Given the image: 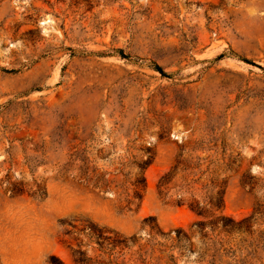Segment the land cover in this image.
Instances as JSON below:
<instances>
[{
    "label": "rangeland",
    "instance_id": "374dc122",
    "mask_svg": "<svg viewBox=\"0 0 264 264\" xmlns=\"http://www.w3.org/2000/svg\"><path fill=\"white\" fill-rule=\"evenodd\" d=\"M0 264H264V0H0Z\"/></svg>",
    "mask_w": 264,
    "mask_h": 264
},
{
    "label": "trees",
    "instance_id": "16d2710c",
    "mask_svg": "<svg viewBox=\"0 0 264 264\" xmlns=\"http://www.w3.org/2000/svg\"><path fill=\"white\" fill-rule=\"evenodd\" d=\"M246 60L249 62L248 59H246ZM156 68H157V70H159L163 75H166V74H167V73H165V71L163 70L162 67L157 66ZM166 180H167V174L164 175V176L161 178V184L166 183V182H167ZM190 206H191V208H192L193 210H195L198 214H200V215H204V214H205V210H204L203 207H201V205L191 203ZM199 224H200V225H203L204 222H203V221H200ZM80 253L82 254V252H80ZM78 261L81 262V263H84V262H85L84 259H83L82 257L79 258Z\"/></svg>",
    "mask_w": 264,
    "mask_h": 264
}]
</instances>
